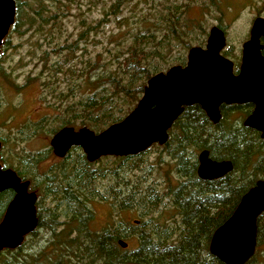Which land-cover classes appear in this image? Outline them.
Instances as JSON below:
<instances>
[{"label": "trees", "instance_id": "1", "mask_svg": "<svg viewBox=\"0 0 264 264\" xmlns=\"http://www.w3.org/2000/svg\"><path fill=\"white\" fill-rule=\"evenodd\" d=\"M92 1L14 0V21L2 40L0 56L10 34L36 35L37 46L45 43L55 55L52 58L45 49L37 58L42 64L39 75L47 73L42 87L55 91L60 101L70 100L64 102L63 115L54 117L58 125L49 127V119L43 116L24 123L13 135L0 131L1 167L11 168L22 181L27 180L28 189L37 195L35 228L17 247L0 251V264H223L208 250L211 234L231 215L242 194L264 179V140L257 130L243 125L251 103L220 105L217 123L198 104L184 107L168 129L166 142L152 145L162 151L152 163L142 158L149 147L135 155L113 156L117 163L92 169L83 152L72 156L79 149L74 146L55 164L39 170L40 161L52 156L50 146L25 152L18 145L38 133L52 135L62 126L79 124L97 133L120 121L140 98L151 75L175 63L185 64L186 58L173 56V50L180 47L184 52L193 45H204L208 34L202 22L204 13L210 7L222 13L218 0L207 4L198 0H115L95 24L78 14L81 28L76 36L60 40L62 18L73 8L80 13ZM132 1L135 9L140 4L148 8L141 16L118 20L120 27L134 19L130 41L121 40L128 32L109 34L97 58H90L87 47L92 31L109 22V16L117 17L120 7ZM195 4L200 12L192 18L189 11ZM190 21L195 22L191 25ZM102 53H106L104 57ZM233 64L236 72L239 61ZM0 75L5 84L9 73L0 71ZM59 76H66V91L57 89ZM31 79L36 78L27 77L23 85ZM2 119L0 113V125ZM204 149L211 159L230 160L232 169L218 178H199L198 153ZM165 165L160 185L158 177L151 175ZM13 195L9 188L0 191V220ZM96 197L111 208H135L141 218L91 231L88 201ZM166 197L170 214L162 217L160 206ZM47 198L53 205L39 209ZM256 224L255 253L244 264H264V211ZM41 228L46 235L32 248H25V238L35 236ZM129 234L136 237V245L121 248L118 240Z\"/></svg>", "mask_w": 264, "mask_h": 264}, {"label": "water", "instance_id": "2", "mask_svg": "<svg viewBox=\"0 0 264 264\" xmlns=\"http://www.w3.org/2000/svg\"><path fill=\"white\" fill-rule=\"evenodd\" d=\"M14 0H0V46L14 21ZM264 18L256 17L248 38L241 44L238 72L220 51L225 35L216 25L210 27L205 46H191L184 66L171 65L151 75L135 106L118 122L100 132L86 126L60 127L50 138L52 153L59 158L73 146L80 147L88 162L102 156L138 154L152 144H164L168 129L185 106L198 104L212 123L220 118L221 104L252 103L243 125L257 130L264 140ZM232 169L230 160H214L206 149L198 153L197 176L209 180ZM10 168L0 167V191L12 189L14 195L0 220V251L15 248L37 222L36 194L28 191ZM264 211V180L259 179L240 197L231 215L211 234L208 250L223 264H244L255 253L257 217ZM125 248L126 242L118 240Z\"/></svg>", "mask_w": 264, "mask_h": 264}, {"label": "rangeland", "instance_id": "3", "mask_svg": "<svg viewBox=\"0 0 264 264\" xmlns=\"http://www.w3.org/2000/svg\"><path fill=\"white\" fill-rule=\"evenodd\" d=\"M114 1L115 0H93L91 3L82 6V11L80 13H78L75 8L71 9V13L62 18V35L60 40L65 38L72 39L76 36V32L81 28L79 25L80 17L78 14H83V16L87 17L89 22L95 24L96 21L98 22V20L104 16L103 12H105ZM218 1L219 5L222 6L221 15L220 13L215 12L212 7H210L208 12L206 11V13H204L205 15L202 18V22L203 24H206L207 33L211 26L221 25V27L226 32L227 47L225 52L230 53L232 56H236L235 53L237 50H239L242 42L247 39L249 28L251 27V23L254 18L257 15H260L264 18V0ZM198 2H204L207 4L209 0H198ZM120 8V13L117 17L109 16V22L99 26L98 28L96 27L92 31L87 47L90 58H97L96 54L99 51H102V46L108 41L109 34H115L120 31L128 32L121 39L122 42L128 43L130 41V31L135 27V25L132 24L134 19H129L127 24H121L120 27L118 20L123 16L129 17L133 14H135L137 17L141 16L143 14L139 13L145 12L148 6L140 4L137 6V9H135L134 1H132L123 4ZM199 9L200 7L198 4H195L193 8H190L189 16L192 18L198 17L200 12ZM217 16H220L221 19H219L220 17ZM191 22L193 23L195 21H190V24L192 25ZM35 38L36 35H31L29 32L24 34L12 33L9 35L7 47H4L3 51L1 52L0 71H4L5 73L8 72L9 78L5 84L0 78V86L3 85V91L0 92V113L1 117L3 118L2 124L0 125V131L8 135H13L20 127H22L24 123L40 120L43 116H46L49 119V127L58 125V118L63 115L65 103L70 100L69 98L64 99V101H60L55 96V91L42 87V83L46 79L45 76L47 73L43 72L39 75L42 64L37 58L39 54L45 49L49 51L52 58H55V55L51 52V48L47 47L45 43H42V47H38L35 43ZM203 46L204 45H202V47ZM182 52L183 48L180 47H177L172 51L173 56L181 55V57L186 58L187 50H185L183 53ZM77 54L80 53L78 52ZM105 54L106 53H102V57H104ZM232 56L229 58L233 59ZM27 77L33 79L35 77L36 79H34V81L31 79L32 81H28L25 85H23L26 82ZM65 79L66 76L58 77V90L66 91ZM15 85H22L23 87L17 88ZM45 94H47L46 97H44ZM77 94L78 93H75V95ZM55 116L58 118L54 119ZM68 126H72L75 129L81 127L79 124ZM52 135L50 134L46 136L38 133L36 136L21 142L18 145L23 147L25 152L40 150L46 145L49 146V140ZM160 151L161 149H159V147L151 146L149 151L142 158L147 163H152L156 161ZM76 152H82L81 148L77 149L75 152L72 151V156ZM163 156L165 159H168L164 154ZM59 159L61 158L56 157L52 153V156L47 157L46 160H42V163L38 166V168L39 170L47 168L51 164H55ZM113 162L117 163L113 156H102L96 161L92 162L91 168L97 169V167H107ZM166 168L167 166L165 165L163 166V170L161 172H153L151 175V177L154 176L155 179L158 177L160 185L162 184L164 169ZM167 202L168 198L166 197L160 206L162 217H168L170 214V211L166 205ZM88 204L92 212V220L89 225L91 231H98L103 227L115 224L117 221L132 223L134 219L141 218V216H139V211L135 208L125 210L111 208L106 202L97 200V197L90 199ZM51 205H53L51 200L47 198L41 205H39V209L42 210L45 206ZM145 218L146 217H144V219ZM44 235H46V231L41 228L36 232L35 236H27L23 243L24 247L32 248V244L37 242ZM122 240L126 242V248H132L136 245V237L133 234H129L125 238H122ZM36 249L37 247L33 249V251Z\"/></svg>", "mask_w": 264, "mask_h": 264}, {"label": "flooded vegetation", "instance_id": "4", "mask_svg": "<svg viewBox=\"0 0 264 264\" xmlns=\"http://www.w3.org/2000/svg\"><path fill=\"white\" fill-rule=\"evenodd\" d=\"M256 17H262V16H260V15H257ZM255 17V18H256ZM254 18V19H255ZM253 22V21H252ZM252 24V23H251ZM218 27H220V26H218ZM221 28V27H220ZM222 30H223V32H224V35H225V39H226V32H225V30L223 29V28H221ZM250 29V28H249ZM248 36H249V33H248ZM248 36H247V38H248ZM243 43V42H242ZM226 44H227V41H226V43H225V46L221 49V54L222 55H224L225 57H227V58H229L230 56H232L230 53H226L225 51H226ZM260 44L262 45V49H261V54L262 55H264V38L263 37H260ZM204 46H205V44H204ZM203 46V47H204ZM238 52V53H237ZM237 52L235 53V55L236 56H232L233 57V59H231V58H229L233 63H234V61H239V63H240V61H241V46H240V48H239V50H237ZM233 69H234V65H233ZM235 73H237V72H235ZM252 104V103H251ZM252 109H253V104H252ZM252 109H251V111H252ZM247 116V115H246ZM245 116V117H246ZM0 148H1V145H0ZM44 160H46V159H44ZM42 163V161H40V163H39V165ZM0 167H1V165H0ZM2 168V167H1Z\"/></svg>", "mask_w": 264, "mask_h": 264}, {"label": "bare ground", "instance_id": "5", "mask_svg": "<svg viewBox=\"0 0 264 264\" xmlns=\"http://www.w3.org/2000/svg\"><path fill=\"white\" fill-rule=\"evenodd\" d=\"M231 162V161H230Z\"/></svg>", "mask_w": 264, "mask_h": 264}]
</instances>
